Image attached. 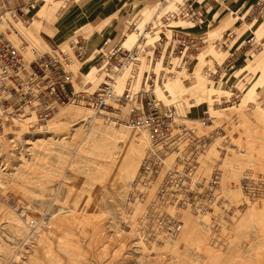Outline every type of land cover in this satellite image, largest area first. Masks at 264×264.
<instances>
[{"label":"rangeland","instance_id":"obj_1","mask_svg":"<svg viewBox=\"0 0 264 264\" xmlns=\"http://www.w3.org/2000/svg\"><path fill=\"white\" fill-rule=\"evenodd\" d=\"M105 1L93 5L97 12L100 9L96 14L85 12L88 0H0V33L19 49L27 65L52 49H68L71 41L78 40L86 46L95 34L106 35L111 30L113 34L108 38L112 45L122 40L127 49L147 47L140 65L117 78L118 94L132 75L139 79L130 83L132 90H136L141 78L150 71L145 68L148 63L153 67L160 60L157 52L152 55L160 38V42L166 41L163 36L170 40L175 31L184 37L199 38V51L193 54L198 56L187 63L186 70H178L174 78L156 80L154 92L163 104L174 105L180 124L194 129L197 136L208 137L201 156V174L205 178L214 168L223 171L224 209L216 207L212 214L202 217L179 211L183 223L179 234L174 239L144 246L135 233L144 206L130 200V186L149 147L148 135L147 142L139 138L146 131L108 120L121 118L129 106L113 113L69 104L43 124L31 125L32 120L28 119L14 123L0 134V264H264V187L255 191V197L246 192V178L237 170L245 159L238 163L241 160L227 149L234 145L245 158L257 152L253 151L251 140L232 139L231 130L223 124L230 121L240 136L250 131L259 147L257 151L264 156V37L259 40L254 24L247 27L262 12L250 19L245 11L251 5L255 7L258 0H219L227 8L222 7L212 21L194 27L193 22L182 17L163 20L166 13L178 12L184 0H151L133 8L135 0H130L114 21L100 29L101 23L95 22L98 16L108 17L120 0L109 4ZM156 1L157 9L149 14L139 12L130 19L132 10H143ZM236 7H240L239 11ZM14 10L19 15L23 12L29 24L12 20ZM229 10L234 14L230 15ZM36 11V16L44 11L39 35L47 19L54 15V25L64 35L66 25L75 24L76 30L90 24L75 35L69 31L60 41L42 32L51 48L38 44L31 49L14 28L28 27ZM91 24L95 30L89 31ZM238 28L241 30L237 31ZM231 32L232 37H227ZM180 33H172V39L175 34L176 39L180 37ZM252 35L257 43H263L261 47L252 44ZM243 41L237 55L227 58ZM167 46H174V42L168 41ZM90 55L86 51L81 60L73 58L70 70L76 83H88L86 88L92 93L103 79L96 76L94 66L100 53L89 58ZM167 56L166 53L164 58ZM223 62L233 63L228 73L221 68ZM163 67L157 64L155 72ZM215 70V76L211 75ZM234 96L235 102L231 98ZM197 98L201 104L191 107L190 102ZM225 108L230 109L218 111ZM75 137L77 141L71 143ZM38 143H45L54 151L44 155L36 147ZM251 163L258 165L256 161ZM262 164L263 169L254 170L251 181L264 180V161ZM230 199L232 204L227 202Z\"/></svg>","mask_w":264,"mask_h":264},{"label":"bare ground","instance_id":"obj_2","mask_svg":"<svg viewBox=\"0 0 264 264\" xmlns=\"http://www.w3.org/2000/svg\"><path fill=\"white\" fill-rule=\"evenodd\" d=\"M219 2V0H184L178 12L176 11L175 13H166V18H163V20L166 21V19L169 20L174 19L175 17H182L193 22L192 27L199 26L203 22V16L209 12V9H211L214 4L220 5L223 3ZM198 4L201 5L202 8H199ZM259 12L260 6H256L251 12L250 17H256V14H258ZM10 17L12 20H17L22 24H29V18L25 14H23V12L19 15L17 10H14L11 13ZM176 32L180 33L179 31H175L172 33ZM172 33L170 40L166 36H163L166 41L160 42V38V40L155 43L152 55H154V52H157L159 54L160 60H157V62L155 63L156 65L154 64L153 67L149 66L148 63V66H146L145 68H150V71L145 73V70L143 72L145 73V75L141 78V82L138 88H136V90H132L130 83L135 80V76L132 75L128 79V82L121 94L117 93L120 86L117 78L122 73L126 72L127 70H131L132 67L140 63V59L145 53V49H147V47L143 48L136 46L131 49H127L123 46L122 40L114 45L110 44L111 40H104L100 48L96 50L98 51V55L100 53V58L94 65L96 76L102 77L103 80L97 90L89 93L88 89L86 88V84L88 83L77 84V78L70 70V64L73 58L81 60L86 55V47L81 44L80 41L76 40L70 42V44L68 45V49L70 50V52L72 51L71 54H68V49L64 50L62 48V51H64L62 52L61 50L56 48L55 50L52 49L50 53H45L36 57L27 65L19 49L11 44V42L6 39L3 34L0 33V37L5 38L9 42V44L20 53L25 68L30 69L32 67L33 61L43 56L46 57L51 55L60 57L65 65L66 71L72 74L71 78L74 90L76 92H81L88 98L87 100H84L83 103L75 102L72 100H69V102H66L64 104L57 102L55 104L54 111H52L48 116L44 117L43 120L37 119V117H39L38 115H43V109L38 105L35 106L32 102L33 99H30V102L23 101L19 104L20 111L16 115V117L6 119V116H1L2 122H4L3 124L2 122H0V124L2 125V134L5 129L10 128V126L14 123L23 122L28 119L32 120L31 125L43 124L47 120H49L50 117L59 108L69 104H79L89 108L93 112H108V110L101 106V103H105L107 105L112 104L114 108H111L109 110L113 113H120L121 108L129 106L128 111L123 114L121 118L110 117L108 118V120H110L113 124H117L118 122H120L146 131L140 133L139 138L141 139V141L147 142L148 135L149 147L147 146L148 148L144 157L142 158L137 176L130 186V200H132L135 205L139 204L142 207L144 206L135 226V233L139 236L140 242H142L144 246H149L151 243H157L161 241L165 242L166 240L174 239L179 234L183 226L181 219H179L178 217L179 211H189L195 217H202L206 214H212L214 212V208L216 207H219L221 210L224 209L225 203L224 200H221V197L223 196V189L221 186L222 178L224 175L223 171H220L218 168H214L211 174L208 177L205 176V178L201 174V171L203 169H201V164L203 161L201 156L207 144L208 137L197 136L194 132V129L187 127L185 124H180L178 122V117L174 105L163 104L157 98L154 92L155 86L157 84L156 80L164 82L170 78H174L178 70H186L187 63L198 56L196 54L194 57L193 54L199 51V38H191V36L186 35L189 44L195 50L187 49L183 53V50H180L177 46L180 39H176V34L175 39H172ZM232 35L233 33H229L227 37H232ZM181 36H183V34H181ZM251 37L252 38H250V40H252V44L257 43L256 38L253 35ZM168 41L174 42V46H167ZM257 44H259L260 47L261 45H263V43ZM77 46H81L83 48L84 53L81 56L75 54ZM114 46L119 47L124 51H129L131 53L132 61L123 63L121 65H117L116 61H110L108 59V51ZM223 46L226 47V41L223 42ZM237 51L238 49L234 50L232 54H230L227 58H231L237 55ZM166 53L168 56L165 59L164 57ZM152 61L153 60L151 59V65ZM160 63L161 67L163 65L164 67L155 72L157 64ZM231 65H233L232 62H228L226 65L223 62V64H221L223 72L228 73L232 69V67H230ZM142 66L144 67L145 64H143ZM206 71L209 72V69L206 68ZM217 72L218 70H215L210 74L215 76ZM221 79L222 76H220L219 81ZM135 81L139 82V79ZM75 83L78 85V88L75 87ZM127 90H129L128 94L130 95L131 100L127 101V104L117 105L115 103V100L119 99V95H122ZM140 91L146 92L149 98L154 102V104H156L157 109L164 106L165 108L170 109L173 113V116L171 115L173 118L171 122H173L172 124H174L176 127L173 126L169 129V133L171 135L165 138V146H161L160 142H158L157 144L154 143L153 137L155 136V133L152 132V127L146 118H143L144 120L138 124L131 123L129 121V116L141 114L147 115L145 110L142 113L141 111L139 112L135 109V107L139 106V103L136 101V96ZM93 95L103 101L98 103L99 106L96 105L94 98L92 97ZM231 98H233V102L237 100L236 96ZM34 102L37 103V101ZM96 102H98V100ZM2 114H4V109L0 107V115ZM156 136L159 140L163 141L160 136ZM76 141L77 138L75 137L72 139L71 143H74ZM143 144L146 145V143ZM36 147L39 148L40 152H42L44 155L54 151L53 148L49 147L45 143H38ZM31 151L34 153L35 150L32 149ZM146 167L150 168V171L147 173H145ZM174 175H176L180 179V183L172 182L171 178ZM212 181H215V184H212ZM243 185L247 189L246 192L255 197L257 195L255 191L257 192L261 187H264V180L257 179L256 181H251L246 179L243 182ZM188 191H191L192 194L187 196L186 194ZM201 192L206 195L204 198H201ZM174 209L175 211L170 212V210Z\"/></svg>","mask_w":264,"mask_h":264},{"label":"built area","instance_id":"obj_3","mask_svg":"<svg viewBox=\"0 0 264 264\" xmlns=\"http://www.w3.org/2000/svg\"><path fill=\"white\" fill-rule=\"evenodd\" d=\"M198 7L202 8L199 4ZM178 38L180 40L177 46L180 50H183V53L187 49L195 50L189 44L187 37L180 36ZM81 48V46H77L76 55L81 56L84 53L83 48ZM108 53V59L116 61L117 65L132 61L131 53L119 47L114 46ZM71 75L66 71L63 61L58 56H43L33 61L30 69L25 68L20 53L5 38L0 37V107L4 109V114L0 115V122H2L1 116H6V119L16 117L20 111L19 104L23 101L30 102V99H33L32 102L35 106L38 105L43 109V115H38V120H43L44 117L54 111L57 102L64 104L72 100L83 103L88 98L81 92L74 90ZM128 93L129 90L119 95L120 98L115 100V103L117 105L127 104V101L131 100ZM92 97L98 106L99 102H103L94 95ZM97 100L98 102H96ZM34 101H37V103ZM136 101L139 103V106L135 107V109L142 113L145 110L147 115L139 113L143 116H129V121L138 124L144 120L143 118H146L152 127V132L155 133L153 137L154 143L160 142L161 146H165V138L171 135L169 129L173 126L176 127L171 122L173 120L172 111L164 106L157 109L156 104H154L145 91H140L137 94ZM101 106L106 110L114 108L112 104L101 103ZM1 129L2 125L0 124V134ZM156 135L160 136L163 141L159 140ZM149 171L150 168L146 167L145 173ZM171 180L172 182L180 183V179L176 175L172 176ZM212 184H215V181H212ZM191 194V191H188L186 195ZM200 195L201 198L206 196L202 192Z\"/></svg>","mask_w":264,"mask_h":264},{"label":"crops","instance_id":"obj_4","mask_svg":"<svg viewBox=\"0 0 264 264\" xmlns=\"http://www.w3.org/2000/svg\"><path fill=\"white\" fill-rule=\"evenodd\" d=\"M110 1L112 2L113 0H106L105 2H107L108 4L110 3ZM149 1H151V0H140V1H138V0H135V2H131L132 3V8H133V6H135V5H138L139 3L140 4H142V3H146V2H149ZM233 2L234 1H237V0H232ZM245 1V0H244ZM96 2H100V0H88V5H87V11H85V12H88L89 11V13H91V12H96V14L98 13V12H100V9L98 10V12L96 11V8H94V6L93 5H95L96 4ZM114 2H115V0H114ZM113 2V3H114ZM130 2V0H120L118 3L117 2H115L116 4H115V9L113 10V11H111V12H109L108 14H109V16L108 17H105V18H101V17H99L98 16V19H97V21H95V22H100L101 23V27H100V29L102 28V27H105L106 25H108L109 23H111L112 21H114V19L120 14V12L123 10V8L124 7H126V5L127 4H130L129 3ZM138 2V3H137ZM157 2L158 1H156V2H154V4H151V5H149L148 7H146L145 9H134V10H132V12H130V19H131V17H134V16H136L139 12H144V14H149L150 12H152L153 10H155V9H157V6H158V4H157ZM249 2V0H247V3ZM255 1H253V3H254ZM261 2H263V8H261L260 7V12L258 13V14H256V17H254V18H257L259 15H260V13L262 12V16L260 17V18H257V20H254L253 21V19H252V23H250L249 25H247V27L249 28V27H251L253 24H254V26H253V28L255 29V31H256V33L258 34V36H259V40H260V38H262V37H264V0H258V1H256V4H255V7L256 6H260V4H261ZM113 3H111L110 5H113ZM252 3V4H253ZM107 4V5H108ZM262 5V4H261ZM254 5H251V6H249V7H247L246 9H245V11H247V15H248V17L247 18H250L251 19V17H250V14H251V12L254 10V8L255 7H253ZM222 7H224V8H227V6H224V4L222 3V4H220V5H217V6H212L211 7V9L209 10V12L208 13H206L204 16H203V22L204 21H207V22H210V21H212V19L214 18V16L216 15V13L220 10V9H222ZM237 8V7H236ZM229 9V8H228ZM239 9H240V7L239 8H237V10L239 11ZM94 10V11H93ZM230 11V10H229ZM238 11H236V13H235V15L234 16H236L237 15V13H238ZM36 14H37V11L34 13L33 12V15L31 16L32 18H33V21L30 23V25L28 26V27H26V28H24V27H20V26H17L16 28H14V31H16V32H18L17 34L18 35H20L25 41H26V43L29 45V47L31 48V49H33L36 45H38V44H40V45H43V46H45L46 48H48V46L50 47V45L43 39V37L41 36V33L43 32L46 36H48L49 38H53L54 40H56V41H60L61 39H62V37L63 36H65V35H67L68 33H69V31H71V33L72 34H77L80 30H82L84 27H86V26H88L89 24H90V22H88V23H86L85 25H83V26H81L80 28H77L75 31L73 30V26L75 25H71L70 27H67V25L65 26V27H63L64 28V30L65 31H67V33L64 35V34H62L60 31H58L57 29H56V27H55V25H54V23L56 22V20H57V15L55 16H50L48 19H47V21L45 22V24L43 25V31H41V33H40V35H39V30L41 29V25H42V21H43V18H44V11H41L37 16H36ZM53 14V13H52ZM99 14H102V13H99ZM232 14H234L233 12H231L230 11V15H232ZM242 16H240L239 17V19L241 20V21H243L242 20V18H241ZM141 18V17H140ZM238 19V20H239ZM32 20V19H31ZM94 22V23H95ZM92 24H93V22H92ZM92 24H91V26L90 27H88V29H89V31H92V30H95V29H93V26H92ZM128 24V23H127ZM246 24V23H245ZM0 26H2V23H0ZM241 29H237V31H240ZM113 30H111L110 32L108 31L107 33H106V35H104V34H101V33H97V34H95L94 36H93V38L91 39V41H90V43L89 44H87L85 47L87 48L86 49V51H88V52H90V57L89 58H91L92 57V55H96V53L98 52V51H96L97 49H99L100 48V46H101V44H102V42L104 41V40H106V39H109L108 37L111 35V34H113V32H112ZM231 33H233V32H231ZM14 37L17 39V40H19L18 39V37H17V35L14 33ZM250 37V36H249ZM248 37V38H249ZM255 37V36H254ZM77 39V38H76ZM110 40V39H109ZM27 41H29L30 42V44L27 42ZM78 41V40H77ZM19 42H21L20 40H19ZM81 42V41H80ZM122 43H124L123 41H122ZM243 43H244V41L243 42H241L240 44H239V46L236 48V49H239L242 45H243ZM60 44H62V43H60ZM65 44V42H63V45ZM27 45L25 46V48L26 49H28L29 48ZM51 48V47H50ZM95 48H96V50H95ZM94 49V50H93ZM93 50V51H92ZM247 53V52H246ZM245 60H246V58H245ZM245 60H244V63H245ZM238 70V69H237ZM242 70V69H241ZM240 71V70H239ZM233 75L234 74H231V77H233ZM201 101L197 98V99H195L194 101H192V102H190V104H191V107H195V106H198L199 104H201L200 103ZM230 108H225V109H221V110H218L219 112H223V111H227V110H229ZM234 117V116H233ZM236 117V116H235ZM191 122H194V123H197V121H195V120H192ZM229 122L230 121H224V123L223 124H225L226 126H227V128L228 129H230L231 130V132H232V137L228 134V136L229 137H231L232 139H234L235 140V138L237 139V140H235V141H242L244 138L246 139V140H251V144H252V146H253V151H256L257 152V155H255V156H251V155H248V158H245L244 157V155H243V153L240 151V150H237L236 149V147H234V145H232V146H230V149H227V151L228 152H230L231 154H233V155H237V157H238V159L239 160H241V161H238V163L240 162H242V159L244 160L243 162V164L242 165H240L239 164V166H238V169L237 170H239V173L241 174V175H243L246 179H248V180H252V178H253V172H254V170H262L263 168V161H264V159H263V155H262V153H260V152H258L257 151V149L259 148L258 146H257V143H256V141H254V139L252 138V136H251V133H250V131H248L247 133H246V135L244 136V134H243V136H240L239 135V133L238 134H236V127H231L230 126V124H229ZM233 141V140H232ZM258 147V148H257ZM263 156V157H262ZM248 160H250L251 162H254V161H256L257 163H258V165L257 164H253V163H251L250 161H248ZM231 162H235V161H231ZM227 202H230L231 204L233 203V200L232 199H230L229 201H227Z\"/></svg>","mask_w":264,"mask_h":264}]
</instances>
